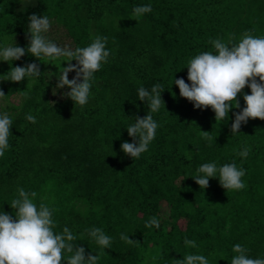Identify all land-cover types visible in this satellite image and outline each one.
<instances>
[{"label": "trees", "instance_id": "obj_1", "mask_svg": "<svg viewBox=\"0 0 264 264\" xmlns=\"http://www.w3.org/2000/svg\"><path fill=\"white\" fill-rule=\"evenodd\" d=\"M149 4L152 11L134 20L133 8ZM33 13L48 16L44 35L58 46L75 50L106 36L110 56L94 73L84 106L63 95L67 86L56 87L66 58L38 60L26 53L10 61L12 67L40 66L38 77L18 83L4 80L10 65L0 61L6 95L0 113L8 111L13 120L10 147L0 157V212L15 215L10 204L18 188L35 191L37 206L55 210L54 231L68 227L86 254L100 256L98 264H175L187 254L231 264L237 243L251 258H264V121L250 118L232 134L243 94L240 107L216 121L211 108H194L173 83H190L188 61L215 52L210 40L234 34L238 42L252 29L264 35V0H0V47L28 46ZM74 76L69 73L70 80ZM155 84L165 89V107L152 113L159 127L148 151L132 160L120 145L132 142L127 127L149 111L138 89ZM243 93L251 94L250 88ZM19 96L15 106L11 98ZM29 113L36 123L26 120ZM201 131L210 132L211 144ZM244 147L250 148L246 158L237 154ZM212 162L245 169L246 188L226 191L217 177L200 189L192 177ZM153 216L160 227H145ZM94 227L112 237L110 248L91 238L87 230ZM121 233L136 243H125ZM185 238L197 246H185Z\"/></svg>", "mask_w": 264, "mask_h": 264}, {"label": "clouds", "instance_id": "obj_2", "mask_svg": "<svg viewBox=\"0 0 264 264\" xmlns=\"http://www.w3.org/2000/svg\"><path fill=\"white\" fill-rule=\"evenodd\" d=\"M152 11L151 5L136 6L132 16L138 21L144 14ZM27 31L28 46L7 45L0 47V61L12 62L20 60L25 54L40 60L42 56L50 59L66 58L69 62L66 67H61V74L56 87L67 88L70 91L63 95L70 98L74 104L84 106L91 96L94 73L101 70L107 63L110 51L106 49L108 37L96 36L86 47H77L72 50L60 47L47 39L44 35L51 28L47 15L29 16ZM255 29L245 31L238 42L235 35L231 34L224 40L216 38L209 43L215 52L204 51L188 61L186 83L183 78L174 79L179 88V95L192 102L196 109L211 108L215 113L216 121L228 119L233 108H239L238 95L243 94L245 106L234 113L235 119L231 124V133H238L241 125L248 120L260 119L264 121V35L255 36ZM76 61L72 64L71 61ZM5 74L6 81L21 82L25 78L38 77L41 74L37 63H28L24 66L12 67ZM75 72L70 80L69 73ZM245 87L250 88L251 94L243 93ZM165 89L161 84H155L151 90L141 86L138 89V99L148 104L149 111L144 117H135V122L127 127L128 136L132 142H123L121 150L128 156L138 159L141 154L149 149L150 143L155 139L158 123L153 119L165 102L161 93ZM26 95V93H24ZM0 90V98L5 97ZM26 120L36 123V117L26 115ZM13 120L7 112L0 113V157L9 149V137L12 135ZM204 139L212 142L210 132L201 131ZM250 148L244 147L237 154L246 158ZM197 175L192 177L200 189L209 186L210 178L219 179L220 185L226 191H239L246 188L242 177L246 170L238 168L233 163H225L217 167L215 162L204 163L197 168ZM17 197L11 201L10 207L15 209V215L4 211L0 212V264H98L99 255L85 252V248L78 246L77 236L68 227L57 233L53 219L54 209L41 202L39 206L34 203L37 196L35 191L28 192L24 188L17 189ZM160 227V221L153 216L145 227ZM95 243L102 248H110L112 237L98 227L87 230ZM120 239L127 244H134L129 236L121 233ZM187 247L195 248L196 242L185 238ZM249 249L240 243L233 246L235 254L231 264H264V258H251ZM67 254V256H66ZM175 264H209L208 258L202 254H187L183 259H176Z\"/></svg>", "mask_w": 264, "mask_h": 264}, {"label": "rangeland", "instance_id": "obj_3", "mask_svg": "<svg viewBox=\"0 0 264 264\" xmlns=\"http://www.w3.org/2000/svg\"><path fill=\"white\" fill-rule=\"evenodd\" d=\"M11 101L15 106H19L22 102V97L19 96V97L11 98ZM6 112L8 113V111Z\"/></svg>", "mask_w": 264, "mask_h": 264}]
</instances>
